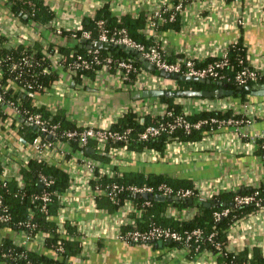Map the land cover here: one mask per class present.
<instances>
[{
  "label": "crops",
  "instance_id": "1",
  "mask_svg": "<svg viewBox=\"0 0 264 264\" xmlns=\"http://www.w3.org/2000/svg\"><path fill=\"white\" fill-rule=\"evenodd\" d=\"M173 1L45 0L54 11V17L43 25L16 18L7 0H0V34L6 37V46L39 40L44 44L61 43L74 49L75 44L82 41L73 39L67 33L57 34L56 26L62 25L65 31L78 28L86 17L93 16L104 4H108L116 15H137L145 11L150 17L155 7L165 2L172 6ZM180 14V29L148 30L149 36L164 45L170 60L185 55L206 59L220 55L230 43L241 41L247 49L250 64L264 66V0H186ZM63 78L64 85L52 86L49 91L32 95L33 104L43 106L52 115L63 114L75 126L110 127L137 101L142 106L151 104L152 110L148 115L158 117L160 103H165L159 97L133 98L132 92L143 89L134 85L127 88L116 74L105 70L87 78L78 79L68 75ZM190 98L195 97L177 96L176 102L183 106L184 111L193 114L198 111ZM261 99L253 97L250 100ZM5 110L8 116L4 121L0 118L3 176L20 179V167L38 153L19 133L20 126L14 123L17 118H14L13 108L7 106ZM248 132L250 135L264 133V121L257 120L248 128ZM55 145V149L47 152L45 157L49 159L48 162L67 170L71 176L70 188L62 197L59 221L72 220L83 239L82 252L74 258L76 264H220L216 254L210 250L190 256L187 247H170L166 243L162 246L157 243L158 246L154 247L148 243L130 244L120 239L118 234L122 226L131 218L136 222V218L131 217L132 212L127 208L120 207L115 212H109L97 206L95 193L87 183L90 175L87 164L95 160L92 155L96 152H104L108 156L107 161L99 162V167L112 175L134 171L189 179L202 192L201 198L205 193L215 192L214 195H217L221 191L264 183V160L255 152L258 144L253 146L250 138L240 137L229 126L215 130L198 142H173L158 157L149 150L144 153L137 150L138 153L132 154L119 147L107 148V144L103 148L97 143L88 145L85 152L74 149L66 140H59ZM87 148L93 151H87ZM194 209L180 210L170 206L168 212L181 219H189L191 214H195ZM5 237L23 242L37 253L54 256L52 250L45 247L43 235L27 241L22 232L8 227L0 228V240ZM255 246L264 253V211L240 219L228 234L229 251L239 253L248 249L251 257Z\"/></svg>",
  "mask_w": 264,
  "mask_h": 264
},
{
  "label": "trees",
  "instance_id": "2",
  "mask_svg": "<svg viewBox=\"0 0 264 264\" xmlns=\"http://www.w3.org/2000/svg\"><path fill=\"white\" fill-rule=\"evenodd\" d=\"M179 1L174 0L172 6L174 7ZM185 1L183 0V2ZM7 4L22 21H34L46 25L54 17V11L45 0H7ZM173 7L170 9L163 8L164 20L157 21V19H154L156 22L154 30L180 29L182 25L181 14L176 13L172 20L169 18L173 12ZM24 15H27V17H24ZM150 17L145 11L137 15L130 13L116 15L111 12L108 4H104L93 16L86 17L81 23L82 29L90 31L92 40L99 37L98 22L102 20L108 35L124 29L130 38L150 46L157 42L153 36H149L145 32ZM82 29L75 31L76 34L80 35ZM62 33L71 36L72 31L63 30ZM5 40L6 37L0 34V83L5 87L3 91L4 100L0 103V118L4 121L8 116L5 108L10 102H14L23 111L20 113L19 118L24 115V110L30 113H40L49 122L58 124V131L51 139L53 142L65 139L63 133L76 127L63 114L52 115L43 106L34 105L33 96L30 95V93L36 94L49 91L52 84L59 79V72H56L53 67V54L58 53L60 55L61 62L65 67L62 73L65 76L67 75V67L77 59L78 55L90 60L91 65L89 68L78 69V75L74 77L78 79L83 75L94 76L105 64L109 65V72L116 74L117 62L122 58L132 59L136 67H147L145 60L137 52L120 45H104L102 48H98L96 53H93L89 52V41H86V43L78 42L73 49L61 43L50 42L44 44L39 40L29 44L23 41L14 46H6L4 44ZM227 51L228 65L220 70L219 77L206 78L209 79V82L184 81L172 78L175 81V89L213 90L223 86L231 88L234 92L231 97L236 98L238 101H247L253 98L254 96L249 95L244 87L255 82L242 83L235 78V72L248 64V53L245 45L241 41L232 42L228 45ZM94 56L100 61L99 63L96 62V59H93ZM24 58L29 59L28 63H24ZM108 58L111 59L109 63L107 62ZM216 58L214 56L207 57L198 66H205ZM46 67L50 68V71H45L44 68ZM150 71L162 76L157 69ZM129 77L132 80H124L123 82V85L127 88H131L133 85L134 72H130ZM16 85L19 87L18 91L15 90ZM159 99L168 105V109L172 112L170 116L151 117L146 115L142 119L136 112L129 109L110 125V129L113 131L131 130L126 144L128 149L137 151L150 148L163 153L169 142L174 140L183 142L199 141L203 139L206 133L215 130L219 125L217 122L207 123L203 124L201 128H192L190 131L183 126H176L172 132L165 130L154 138L139 140L138 134L147 125L158 120L163 123L174 122L177 116L183 115V106L176 102V96H162ZM232 114L231 110L225 112L201 111L189 114L185 118L191 122L204 119L210 120L212 117L218 120H226L233 116ZM235 117L240 118L239 115H235ZM14 118L18 119V116L14 115ZM26 122V120L20 121L19 133L29 143H32L38 135H42L44 140L48 139L41 134L38 128L28 125ZM65 140L71 143L74 149L83 152L86 151L88 145L97 143L95 140H90L85 146H80L76 140ZM257 142L256 155L264 160V148L262 147L264 138L258 139ZM123 145V142L108 141L106 147H121ZM92 158L95 159V162L93 161L95 165L94 177L89 179V184L94 191H97L95 192L97 206L107 209L109 212H115L123 206L127 199H130L135 205L137 212L133 211L131 217L136 218V224L123 225L122 231L125 232L134 227L148 231L155 226H159L175 231L181 236V240H164L167 246L187 247L190 256L204 250H210L216 254L217 261L220 264H264V253L260 247L255 246L252 248L251 257H249L248 249L235 253L227 248L228 234L231 227L244 217L264 211V183L258 186H245L235 190L221 191L207 199L211 204L206 205L205 200L198 196L194 184L189 179L134 171L112 176L101 175L99 162L107 161L108 156L104 152H96L92 155ZM20 176L21 182L16 177L3 176V166L0 162V212L6 210L5 212L9 215L7 221L0 222V228H12L31 237L43 235L45 247L51 249L54 256L37 253L29 249L25 243H19L5 237L0 240V264H76L74 258L82 252L83 239L72 220H63L62 229H60L61 223L59 221L60 209L63 206L61 202L62 195L68 191L71 184L69 172L47 160L31 158L20 167ZM46 181L50 182L47 184ZM114 184L118 186L116 191L112 190ZM161 184L169 186L174 194L182 189H191L192 193L188 197L193 198V203L157 200L154 197L156 193H150L148 197H145L143 193H132L128 188L130 185H147L157 188ZM44 191H48L51 197V200L46 203L40 198ZM242 195H255V199L250 203H238L235 197ZM170 206L180 210L195 208L196 212L189 219H181L168 212ZM225 210H227V213L223 214L222 212ZM137 213H139V216H137ZM218 213L220 216H217ZM194 229L200 230V236L193 235L188 239L187 236ZM125 241L130 244L148 243L154 247L158 246V240L152 239L140 242Z\"/></svg>",
  "mask_w": 264,
  "mask_h": 264
},
{
  "label": "built area",
  "instance_id": "3",
  "mask_svg": "<svg viewBox=\"0 0 264 264\" xmlns=\"http://www.w3.org/2000/svg\"><path fill=\"white\" fill-rule=\"evenodd\" d=\"M165 7V8H164ZM173 6L167 4L166 2L158 7H155L152 10L151 17L149 22L146 26V33L149 35L148 30L154 29L156 22L154 19H157V21H163L164 17L162 15L163 8L164 9H170ZM184 8V2L183 0H180L178 3H176L173 7V12L170 14V19L172 20L175 17L176 13H181ZM16 18H18L16 16ZM241 21V20H240ZM51 25V24H50ZM98 26L100 29V35L96 40H92L90 31L86 29H82V23L78 28L70 29L72 31L71 37L73 39H76L78 41H89L90 43L94 44L96 42H101L104 45H120L127 49L133 50L135 52H138L140 56L145 60V62L152 64L155 69L159 71H165L169 73H178L183 75H189L191 77H202V78H210V77H219L220 76V70L223 69L228 65V51L227 48L222 51L220 55H213L214 57H217L212 62L207 63L205 66H198L200 62H203L205 59H199L197 57H191L188 55L178 57L176 60H170L165 52L164 45L160 44L158 41L155 44H152L150 46H146L145 44L138 42L132 38H130L126 31L124 29H121L118 32H114L111 35H108L107 30L105 29V26L103 24V21L98 22ZM78 29H82L80 35H77L75 31ZM56 32L57 34L61 35L63 32V26L58 25L56 26ZM89 52L96 53L97 48L94 49L93 47H88ZM93 59H96V56H94ZM28 58H24V63H28ZM248 64H245L242 68L237 70L235 72V78L242 83H245L247 81H252L255 83L264 82V66L263 67H256L254 65L250 64V61L247 57ZM52 62L53 67L56 69V72H59V79L56 80L52 86H61L64 85V76L62 71L65 68L63 63L61 62L60 55L53 54L52 56ZM96 62L99 63L100 61L96 59ZM107 62H111V59L108 58ZM91 65L90 60L84 58L82 55H78L77 59L67 67V75L71 77H75L78 75V69L79 68H89ZM109 65L105 64L102 66L101 69H99L97 72H100L101 70L109 71L108 69ZM45 71H50V68H44ZM134 72L135 79H133V85L135 87H138L139 89H150V88H164V89H174L176 88L175 81L172 78H166L160 75H157L155 73H152L150 70H148L146 67H136L132 59L129 58H122L121 60H118L117 62V72L116 75L118 76L120 82L123 84L124 80H132V78L129 77V73ZM0 76H1V70H0ZM88 76L83 75L82 78H87ZM57 83L59 85H57ZM5 87L1 85L0 83V103L3 102V91ZM19 87L17 85L15 86V90L18 91ZM30 95H34V93H30ZM190 102H192L193 107H195L196 111H208V112H225L227 110L232 111L231 117L225 119H216L212 117L210 120L204 119L199 120L196 122H191L185 118V116H188L190 114L189 111L183 110V115H179L176 117L174 122H166L163 123L162 121L158 120L155 123H151L147 125L139 134L138 139L139 140H148L150 138H154L158 136L162 131L168 130L169 132H172L176 126H183L186 130L190 131L192 128H201L203 124L207 123H213L217 122L219 125L215 130H218L224 126L233 127L235 129V132L238 133L240 137L243 138H250L251 144L254 146L255 144H258L257 140L260 138H264V133H255L253 135H250L248 132V128L255 123L257 120H263L264 121V98L259 101H237L231 96L226 97H220V98H208V97H195L193 99L190 98ZM11 108L14 110V115L18 116V119L14 120V123L18 126H20V121L26 120L28 122H31L38 130L48 138V136H51V138H48L47 140H44L42 135H38L34 138L33 142L31 143L32 146L37 151V156L34 157L38 160H49L45 157L47 152H50L51 150L55 149V144L59 142V140L53 142L51 139L56 135L58 131V124L49 122L45 117L42 116L40 113H30L29 111L24 110V115L19 118L20 113L23 112L20 110L18 106L14 104V102H10L8 104ZM7 105V106H8ZM161 106V112L157 113L158 116H170L172 114L171 110L168 109V105L166 103H160ZM151 104H144L143 106L137 101L134 105L130 106V108H127L125 112H127L129 109L136 112V114L143 119L144 116L151 113ZM124 112V113H125ZM123 113V114H124ZM235 115H239L240 118H236ZM215 130L211 131L210 133H213ZM130 129H127L125 131H113L110 129V127H99V126H93V125H77L76 127L69 129L63 133V138L65 139H73L76 140L77 143L80 146H85L90 140H95L97 144L103 148L108 141H118L123 142L124 145L119 147L122 151L130 152L134 154L135 152L138 153V151H132L127 148V143L129 140V134ZM210 133H206V135L203 137L209 136ZM63 139V140H65ZM177 143V144H183L188 142L178 141L174 140L172 142H169L165 148V151L168 149L169 145L171 143ZM198 142V141H195ZM262 147L264 148V142L262 143ZM149 150L153 156H160L161 153L155 149L150 148H144L140 150L139 152L144 153V151ZM89 168V178H88V187L92 189V187L89 184V179L94 177V168L95 165L92 161H89L87 164ZM99 171L101 175H107L112 176L110 172L105 171L102 169V167H99ZM44 180H46L44 178ZM50 181H46L48 184ZM72 182V181H71ZM71 185V184H70ZM70 188V187H69ZM130 191L132 193H153V194H164V195H179L182 197H188L192 193L191 189H182L179 190L176 194L172 192V189L165 185L161 184L157 188H154L152 186H138V185H130L128 186ZM195 188V187H194ZM197 190V194L199 197H202V192L198 190V188H195ZM69 190V189H68ZM113 191L118 190V186L116 184L112 187ZM94 191V189H92ZM97 191H94V193ZM215 193V192H214ZM214 193H208L204 195V198L206 197H212ZM257 193V192H256ZM65 194L62 195V197ZM206 196V197H205ZM40 198L43 202H48L51 200L50 194L48 191H44ZM236 201L238 203H250L255 199V195H242V196H236ZM63 203V201H61ZM121 208H127L128 211L131 210V212L136 211L135 205L130 199L125 200L123 206ZM187 209V208H184ZM61 210V209H60ZM133 210V211H132ZM195 210V209H194ZM6 210H3L0 212V222L7 221L9 219V215L5 212ZM223 214L227 213V210L222 212ZM138 214V213H137ZM194 215L191 214L190 218ZM217 216H220L218 213ZM62 219H60V223H62ZM135 225V219L131 218L129 219V222L125 223ZM60 229H62V224L60 225ZM200 230L194 229L190 235H188V239L195 235L196 237L200 236ZM22 235L25 237V240L30 241L35 239V237H31L27 235L26 233L22 232ZM118 237L122 240H131L133 242H140V241H146V240H166V239H172V240H181V236L170 229L167 228H161L159 226H155L152 229L148 231L140 230L139 228H132L127 231H120L118 234ZM247 264V263H244Z\"/></svg>",
  "mask_w": 264,
  "mask_h": 264
},
{
  "label": "water",
  "instance_id": "4",
  "mask_svg": "<svg viewBox=\"0 0 264 264\" xmlns=\"http://www.w3.org/2000/svg\"><path fill=\"white\" fill-rule=\"evenodd\" d=\"M24 17H27V15H24ZM83 43H86L85 40L82 41ZM104 46L103 43L101 42H96L94 44L89 43L88 47H95V48H102ZM138 53V52H137ZM140 56V54L138 53ZM145 65L147 66L148 69L155 70V67L150 64L145 62ZM160 74L163 77L166 78H177L181 79L184 81H200V82H209V79L202 78V77H196V76H189V75H183V74H178V73H169L165 71H160ZM226 86V85H225ZM248 92L249 95L258 97V98H264V82H259V83H254L251 85H246L244 87ZM233 90L231 88L227 87H220L216 88L213 90H205V89H184V90H175V89H164V88H150V89H143V90H138L132 92V97L135 99H141V98H153V97H162V96H179V97H208V98H220L224 96H231L233 95ZM28 125H33L31 122H26ZM34 126V125H33ZM35 127V126H34ZM36 128V127H35ZM48 138H51V136H48ZM87 151H93L89 148H87ZM145 197H148V193L143 194ZM155 199L157 200H162V201H186L189 204L193 203V198L192 197H182L179 195H164V194H155L154 195ZM205 200L206 205H210L211 202ZM165 243L164 240H158V244L162 246Z\"/></svg>",
  "mask_w": 264,
  "mask_h": 264
}]
</instances>
